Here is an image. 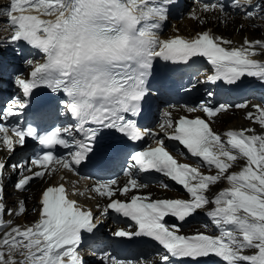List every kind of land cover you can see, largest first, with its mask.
<instances>
[{
    "label": "snow or ice",
    "instance_id": "obj_1",
    "mask_svg": "<svg viewBox=\"0 0 264 264\" xmlns=\"http://www.w3.org/2000/svg\"><path fill=\"white\" fill-rule=\"evenodd\" d=\"M178 3L9 0L2 10L6 17L3 23L10 33L2 43L23 44L29 48V55L41 57L39 61L26 60L31 68L27 79L22 74L14 78L24 99L14 98L0 111V151L13 154L17 147H26L29 138L41 147V153L30 159V166L10 165L13 172L20 169L29 173L15 183L17 191H26L33 180L59 169L78 174L79 166L103 155L105 130L120 133L130 141L150 137L155 147L130 154L123 170L127 178L123 186L111 179L91 189L106 198L99 216L69 199L60 184L42 191L38 220L24 227L3 219L4 215L19 217L26 208L23 200L14 210L5 208L2 181L9 165L0 159V264H84L78 251L84 234L94 235L109 210L116 214L113 219L117 224L134 222L131 231L118 228L112 235L123 238L124 243L152 245L158 260L105 256L102 264H264V133L253 127L215 132L213 118L233 105L210 106L203 100L193 107H182L190 113L200 111L207 119L181 116L172 120L165 112L166 119L160 124L163 137L136 123L149 95L159 94L149 88L157 60L175 71L203 58L212 74L195 83H211L228 91L264 88V63L253 59L264 52V41L245 39L240 47H225L233 42L210 31L191 39H161L170 11ZM231 7L251 19L256 15L254 10L264 12V0H232ZM202 10L223 13L225 6L205 3ZM40 87L61 98V114L72 124L40 133L32 126L9 122L10 117L21 115L20 110ZM212 95L208 93L209 98ZM235 107L247 109L249 105ZM251 108L254 111H248L245 118L264 129V105ZM166 140L177 143L170 146ZM57 146L67 149L66 155L56 156ZM172 152L185 157L190 154L192 164L179 163ZM234 168L238 170L231 171ZM202 169L214 174L206 175ZM150 172L181 186L186 198L153 199L150 194H136L148 186L137 174ZM221 183L227 187L210 197L212 186ZM161 186L168 188L167 183L161 182ZM198 211L207 215L213 233L181 234L182 225ZM167 217L179 223L169 226ZM16 256L23 259L16 260Z\"/></svg>",
    "mask_w": 264,
    "mask_h": 264
},
{
    "label": "bare ground",
    "instance_id": "obj_2",
    "mask_svg": "<svg viewBox=\"0 0 264 264\" xmlns=\"http://www.w3.org/2000/svg\"><path fill=\"white\" fill-rule=\"evenodd\" d=\"M200 17L201 19H198L196 22L194 21H190V20H183V24L180 25V27L178 28L179 29V34H182L184 36H189L191 33H203L206 29H209V30H212L213 32H217L218 34H225V33H229L230 32V25L229 23L225 24H220V22H215L214 24V27H211V18L210 17H216V14H211L209 15L208 14H203V12L200 13ZM205 19L206 21H208V23L206 25H204L203 27H200L198 26V23L202 20V19ZM256 23H255V22ZM240 24L243 25V27L245 26V24L243 22H238ZM252 25H260V22L257 21V20H252L251 21ZM261 29V31L264 32V27L260 25V27H258ZM257 32H259V30H257ZM253 33L249 30V29H242V31H234L232 32L230 35L231 37L237 41L238 43H242L243 40H242V37L245 36L246 39L252 41L253 39H262L261 41H264V36L262 38H259V37H256L254 35H252ZM257 36H260L259 34H257ZM193 37V36H192ZM262 58L264 59V52H262ZM182 106H176L175 109L178 112H180ZM166 111H169V110H165ZM184 114V113H183ZM165 115H163V119H165ZM168 118V117H167ZM237 121L241 124V126H246L247 123H245L242 119H241V114L240 113H237L235 115H232V116H228L227 114H225L224 116H222V121H223V124H224V127H222L223 130L225 129H228L230 127L233 126V124L231 123V121ZM64 177H68V174H66ZM62 178L60 177V179H56V180H48L45 182V184H49V183H53V182H62ZM70 183V182H69ZM44 182H38L35 187H33V189H38L39 186L43 185ZM81 188H83V186H81ZM33 192L32 191H29V194H32ZM21 200H23L25 202V207L28 209V208H35L33 203L30 201V200H27L28 199V195H21L20 196ZM7 199H8V203L10 202H13V192L11 190H8L7 191V198H6V202H7ZM98 203L100 202V199L96 198L95 199ZM86 203H90V202H86ZM34 221L38 220V217L37 215H28L26 216V221L29 220V219H34ZM25 221V220H24ZM23 220H18L15 222V224H21L22 222H24Z\"/></svg>",
    "mask_w": 264,
    "mask_h": 264
},
{
    "label": "rangeland",
    "instance_id": "obj_3",
    "mask_svg": "<svg viewBox=\"0 0 264 264\" xmlns=\"http://www.w3.org/2000/svg\"><path fill=\"white\" fill-rule=\"evenodd\" d=\"M190 10H191V8H190L188 11H190ZM188 11H187V12H188ZM0 20H1V18H0ZM238 22H239V21H236L233 25L230 24V32H232V31H236L235 28L237 27L236 24H237ZM181 24H183V22H182L181 19H179L178 22H177L176 30H177V28L180 27ZM198 26H200L199 23H198ZM235 26H236V27H235ZM200 27H201V26H200ZM238 27H241V25H238ZM254 27H256V26H254V25H250V29L254 31V32H252L254 36L257 37V34H259L260 36H262V35L264 34V32L261 31V29L259 30V32H257V29H258V28H254ZM0 35H1V34H0ZM258 37H259V36H258ZM159 120H160V118H158V121H159ZM221 120H222V119H221ZM6 191H8L7 188H6ZM28 195H31V194H28ZM26 196H27V195H26ZM27 200H29V199H27ZM7 203H8V199H7ZM33 205H34V204H33ZM34 207H35V206H34ZM32 220H35V218L32 219Z\"/></svg>",
    "mask_w": 264,
    "mask_h": 264
}]
</instances>
